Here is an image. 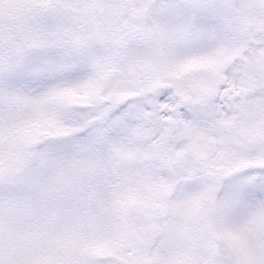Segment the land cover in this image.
<instances>
[{
	"label": "snow or ice",
	"instance_id": "snow-or-ice-1",
	"mask_svg": "<svg viewBox=\"0 0 264 264\" xmlns=\"http://www.w3.org/2000/svg\"><path fill=\"white\" fill-rule=\"evenodd\" d=\"M0 264H264V0H0Z\"/></svg>",
	"mask_w": 264,
	"mask_h": 264
}]
</instances>
